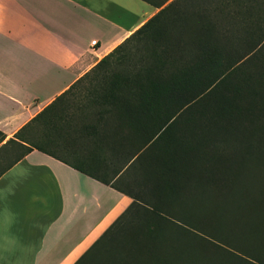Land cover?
I'll use <instances>...</instances> for the list:
<instances>
[{"label": "trees", "instance_id": "1", "mask_svg": "<svg viewBox=\"0 0 264 264\" xmlns=\"http://www.w3.org/2000/svg\"><path fill=\"white\" fill-rule=\"evenodd\" d=\"M140 1L156 12L0 147L25 150L2 172L54 157L87 81L74 118L133 138L137 193L74 264H264V0Z\"/></svg>", "mask_w": 264, "mask_h": 264}, {"label": "crops", "instance_id": "2", "mask_svg": "<svg viewBox=\"0 0 264 264\" xmlns=\"http://www.w3.org/2000/svg\"><path fill=\"white\" fill-rule=\"evenodd\" d=\"M155 12L140 0H0V147ZM74 117L49 134L54 157L32 149L0 171V264H74L137 193L133 138Z\"/></svg>", "mask_w": 264, "mask_h": 264}, {"label": "rangeland", "instance_id": "3", "mask_svg": "<svg viewBox=\"0 0 264 264\" xmlns=\"http://www.w3.org/2000/svg\"><path fill=\"white\" fill-rule=\"evenodd\" d=\"M89 86L90 85L89 83H87V81H83L77 86L78 90L74 91L73 92L74 95L72 97L70 96L68 99V103L70 104V108L68 109L69 112L73 109L74 105L76 106L79 103H82L85 101L83 97L84 95L83 93L86 91L87 87ZM41 130H42L41 127H39L38 125L32 126L24 132L23 138H25L26 141L38 143V141H40V138H42ZM24 151L25 150L22 147H16V146L13 147L10 145L5 146L4 148L0 149V171L6 165H8L14 157L18 156Z\"/></svg>", "mask_w": 264, "mask_h": 264}, {"label": "built area", "instance_id": "4", "mask_svg": "<svg viewBox=\"0 0 264 264\" xmlns=\"http://www.w3.org/2000/svg\"><path fill=\"white\" fill-rule=\"evenodd\" d=\"M92 44H94V42H92Z\"/></svg>", "mask_w": 264, "mask_h": 264}]
</instances>
